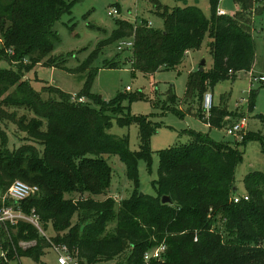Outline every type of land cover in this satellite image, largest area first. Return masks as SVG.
I'll use <instances>...</instances> for the list:
<instances>
[{
  "label": "trees",
  "instance_id": "1",
  "mask_svg": "<svg viewBox=\"0 0 264 264\" xmlns=\"http://www.w3.org/2000/svg\"><path fill=\"white\" fill-rule=\"evenodd\" d=\"M176 1L180 6L169 9L159 0H147L163 22L161 29L117 21L113 38L132 40V70L144 75L177 69L206 39L211 65L188 74L184 94L185 101L198 96L203 104L208 89L252 70L253 21L264 13V0H233L234 14L214 10L210 18L190 6L196 0ZM68 12L63 0H0V61L9 65L0 69V192L5 194L16 180L37 186V195L4 206L35 216L41 230L50 225L53 232L50 238L41 236L26 220L2 226L0 249L6 260L0 264L19 258L38 263L52 246H65L83 264H145L143 255L161 244L166 246L162 258L148 264H264V173H248L243 179L247 200L232 201L238 146L251 137L248 132L238 143H218L183 131L187 144L159 153L155 196L134 191L119 203L107 196L112 169L106 157L117 156L133 176L137 159H151L149 143L158 124L125 112L126 96L102 101L92 95L93 70L76 97L50 85L38 93L22 80L23 72L38 65L64 68L66 60L51 54L58 42L53 26ZM10 87L20 92L18 97H3ZM168 95L169 102L174 95ZM144 99L140 93L128 97L130 102ZM237 115L212 106L202 119L209 128L222 129ZM113 121L138 127L137 152L129 151L127 138L109 133ZM7 132L18 143L11 149ZM163 196L169 204L161 203Z\"/></svg>",
  "mask_w": 264,
  "mask_h": 264
},
{
  "label": "rangeland",
  "instance_id": "2",
  "mask_svg": "<svg viewBox=\"0 0 264 264\" xmlns=\"http://www.w3.org/2000/svg\"><path fill=\"white\" fill-rule=\"evenodd\" d=\"M159 1L169 9L180 6L176 0ZM63 2L69 8V12L63 14L53 26L58 42L54 45L51 55L62 56L66 60L64 68L38 65L23 72L22 80L28 82L38 93L42 92L44 86L50 85L67 95L76 97L83 88L90 71L93 70L95 76L90 89L92 95L100 97L102 101H112L119 96H126L122 100L125 112L131 116L148 117L158 124L150 138L151 159H137L133 176L117 156L106 157L112 169L107 195L110 199L119 203L128 199L134 191L138 194L155 196L159 153L165 149L187 144L189 138L182 134L183 131L191 130L200 133L218 143H238L224 133V128H209L204 124L203 119H206L207 114L203 111L198 96H195L192 101L184 100L188 74L198 69L202 59H205L204 69H208L211 65L206 39L197 50L185 55L177 69L144 75L132 70L130 51L117 50L118 45L128 39L115 40L113 33L117 21H125L132 25L147 22L151 24V28L161 29L163 22L154 13L147 0H63ZM190 6L197 7L206 18H210L214 10L228 16L237 11L233 0H218L215 6L210 0H196L191 2ZM114 7L119 11L116 19L106 15L107 10ZM252 38L255 62L250 72L253 76L259 77L264 75V13L253 21ZM113 61L119 62L120 66L114 69L105 66L106 63ZM13 66L16 65L13 63ZM8 68L9 65L5 61H0V69ZM250 72H239L234 80L226 79L207 90V93L212 96L214 108L224 107L228 112L239 114L247 119L246 134L250 133L251 137L243 145L238 146L241 160L234 172L235 196L239 198L246 194L243 186L244 177L255 171L264 173V140L257 137L260 135L264 138V120H262L264 89L261 87L263 83L251 81ZM127 87L129 91H126ZM169 91L174 97L168 102ZM138 93L144 95L145 99L131 102L128 100L130 95ZM19 94L15 87H10L3 97H18ZM250 103L253 104L251 109H249ZM167 109L178 110L181 114L178 115ZM22 113L28 118L32 116L24 111H20L18 115ZM239 115L231 118L227 125L238 120ZM6 117L7 120L12 119L10 115ZM5 122L10 126V122L4 120ZM7 128L9 131L14 129ZM109 133L127 138L131 153L139 150V134L136 125L119 127L113 121ZM7 134L9 135L8 132ZM9 137L7 146L11 149L18 143L10 135ZM4 196L5 194L0 192V205ZM8 228L5 227L7 233ZM42 230L41 236L43 234L47 238L53 236L50 225ZM125 255L127 256L128 253ZM57 257L55 251L48 249L38 263L30 258H19L9 261L8 264H57ZM95 264H119V262L114 260Z\"/></svg>",
  "mask_w": 264,
  "mask_h": 264
},
{
  "label": "built area",
  "instance_id": "3",
  "mask_svg": "<svg viewBox=\"0 0 264 264\" xmlns=\"http://www.w3.org/2000/svg\"><path fill=\"white\" fill-rule=\"evenodd\" d=\"M218 14L220 15L219 12ZM106 15L110 18L116 19L119 16V11L114 7L107 10ZM146 25L147 27H151L150 23H146ZM131 49H133L132 40H127L124 43L119 44L117 47L118 51H131ZM250 79L251 81L263 82L264 76L256 77L250 72ZM126 91H129L128 87L126 88ZM78 102H83V99H79ZM212 106V96L209 93H206L202 104L203 110L207 114L206 117L209 116ZM246 129L247 119L245 117H241L233 123L226 125L224 127V133L227 136L232 137L234 141L239 142L246 135ZM38 193L39 189L37 186H32L18 180L14 181L7 189L4 198H2V206L0 207V228L6 224L14 225L18 220H27L40 232L41 230L39 228L38 219L35 216L26 217L20 211H16L12 207L4 206L5 201L18 203L28 199L29 197L35 196ZM240 199L241 198L234 196L232 201L236 204L240 201ZM243 200H247V198L243 197ZM42 236H44V234ZM51 250L57 253V264H83L82 261L78 259L77 255L70 252L65 246H52ZM165 250L166 246L161 244L158 247L146 252L143 255L144 263L148 264L152 260H160ZM3 260H6V253L1 251L0 262Z\"/></svg>",
  "mask_w": 264,
  "mask_h": 264
},
{
  "label": "water",
  "instance_id": "4",
  "mask_svg": "<svg viewBox=\"0 0 264 264\" xmlns=\"http://www.w3.org/2000/svg\"><path fill=\"white\" fill-rule=\"evenodd\" d=\"M204 67H205V59H202L201 62L199 63V68H198V71L199 72H203L204 71ZM234 192H236V189L234 188ZM141 195V194H140ZM170 200L168 197L166 196H163L161 198V203L162 204H169Z\"/></svg>",
  "mask_w": 264,
  "mask_h": 264
}]
</instances>
